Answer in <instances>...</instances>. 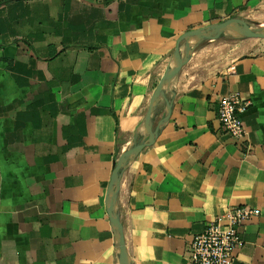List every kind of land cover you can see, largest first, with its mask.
<instances>
[{
	"label": "crops",
	"instance_id": "0c3cea01",
	"mask_svg": "<svg viewBox=\"0 0 264 264\" xmlns=\"http://www.w3.org/2000/svg\"><path fill=\"white\" fill-rule=\"evenodd\" d=\"M261 13L264 0H0V264H121L114 165L147 136L181 37ZM206 57L194 50L155 143L123 170L112 209L129 264H191L193 237L233 207L260 211L233 264H264V41ZM236 93L242 141L217 117ZM165 114L161 98L155 126Z\"/></svg>",
	"mask_w": 264,
	"mask_h": 264
},
{
	"label": "water",
	"instance_id": "95a60500",
	"mask_svg": "<svg viewBox=\"0 0 264 264\" xmlns=\"http://www.w3.org/2000/svg\"><path fill=\"white\" fill-rule=\"evenodd\" d=\"M230 28H235L236 31L246 39H263L264 32L256 31L250 24L239 17H233L222 21L220 23L209 25L200 29L192 30L185 33L179 43L184 42V53L181 54L178 49L176 52V59L174 65L170 64L163 77L161 78L157 88L155 89L152 98L150 99V104L148 111L144 119V126L147 131V136L141 139L139 142L128 150L114 165L112 185L110 187L108 197H107V208L108 214L118 230L121 252H120V263L129 264L127 259L126 244L124 238L123 226L116 212L112 209V202L116 198L120 190V184L122 179L123 170L147 147L153 145L159 135L160 126H162L170 117L173 101L168 99V94H172L170 88L167 86V82L170 78H173L180 73L182 68L188 64L192 54L194 52V44L192 40L194 38L205 39L209 41L219 40L224 37ZM179 48V47H178ZM164 99L166 102V114L162 120L154 125V113L156 111V106L160 99Z\"/></svg>",
	"mask_w": 264,
	"mask_h": 264
},
{
	"label": "built area",
	"instance_id": "2783aa9c",
	"mask_svg": "<svg viewBox=\"0 0 264 264\" xmlns=\"http://www.w3.org/2000/svg\"><path fill=\"white\" fill-rule=\"evenodd\" d=\"M250 103L240 94L222 97L218 103L217 117L224 133L237 141L245 137L243 114ZM251 207H233L216 221L207 224L202 233L195 235L188 249L191 264H233L235 253L244 246L243 225L259 216Z\"/></svg>",
	"mask_w": 264,
	"mask_h": 264
},
{
	"label": "rangeland",
	"instance_id": "374dc122",
	"mask_svg": "<svg viewBox=\"0 0 264 264\" xmlns=\"http://www.w3.org/2000/svg\"><path fill=\"white\" fill-rule=\"evenodd\" d=\"M243 20L250 24L254 30L264 32V13ZM263 41V39H246L241 35L228 32L219 40L200 39L197 44H194V50L196 52L203 51L209 62H214L218 59H227L229 61L245 53L255 51Z\"/></svg>",
	"mask_w": 264,
	"mask_h": 264
},
{
	"label": "bare ground",
	"instance_id": "6f19581e",
	"mask_svg": "<svg viewBox=\"0 0 264 264\" xmlns=\"http://www.w3.org/2000/svg\"><path fill=\"white\" fill-rule=\"evenodd\" d=\"M261 26V25H260ZM230 32V33H234V34H238L240 35L235 28H230L227 33ZM234 36V35H233ZM199 42V39L198 38H194L192 40V44H197ZM175 85H176V79L175 77L173 78H170L167 82V86L170 88V89H174L175 88ZM128 143V142H127Z\"/></svg>",
	"mask_w": 264,
	"mask_h": 264
}]
</instances>
